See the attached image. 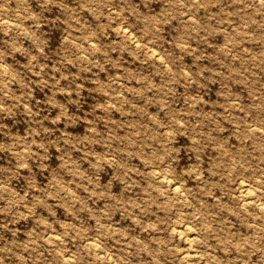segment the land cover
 Masks as SVG:
<instances>
[{"label":"rangeland","instance_id":"obj_1","mask_svg":"<svg viewBox=\"0 0 264 264\" xmlns=\"http://www.w3.org/2000/svg\"><path fill=\"white\" fill-rule=\"evenodd\" d=\"M262 202L264 0H0V264H264Z\"/></svg>","mask_w":264,"mask_h":264},{"label":"bare ground","instance_id":"obj_2","mask_svg":"<svg viewBox=\"0 0 264 264\" xmlns=\"http://www.w3.org/2000/svg\"><path fill=\"white\" fill-rule=\"evenodd\" d=\"M151 49V48H150ZM160 57V56H159ZM251 127V126H250ZM241 179V178H240ZM240 184H241V182H240ZM174 185V184H173ZM249 186V185H248ZM248 189L246 188V190H244V191H247ZM176 191V190H175ZM254 191V190H253ZM249 192V191H248ZM251 192V191H250ZM244 194V193H243ZM245 200V199H244ZM248 201V200H247ZM250 201H252V200H250ZM263 203V202H262ZM264 204V203H263ZM262 204V205H263ZM186 230H187V227H186ZM190 243V242H189ZM187 255H189V254H187Z\"/></svg>","mask_w":264,"mask_h":264}]
</instances>
